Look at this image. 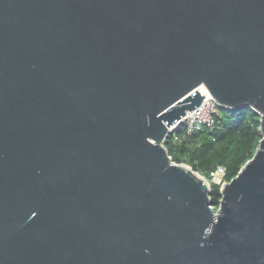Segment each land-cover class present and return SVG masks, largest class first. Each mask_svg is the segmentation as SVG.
<instances>
[{
	"label": "water",
	"instance_id": "obj_1",
	"mask_svg": "<svg viewBox=\"0 0 264 264\" xmlns=\"http://www.w3.org/2000/svg\"><path fill=\"white\" fill-rule=\"evenodd\" d=\"M201 86L262 136L217 210ZM0 264H264V0H0Z\"/></svg>",
	"mask_w": 264,
	"mask_h": 264
},
{
	"label": "trees",
	"instance_id": "obj_2",
	"mask_svg": "<svg viewBox=\"0 0 264 264\" xmlns=\"http://www.w3.org/2000/svg\"><path fill=\"white\" fill-rule=\"evenodd\" d=\"M218 109L212 130L204 128L185 135L178 127V140L171 136L164 146L174 162L188 165L207 180L210 171L223 166V180L229 182L253 157L262 137L260 121L257 112L248 106ZM209 186L210 204L216 210L222 198L221 186L210 180Z\"/></svg>",
	"mask_w": 264,
	"mask_h": 264
},
{
	"label": "built area",
	"instance_id": "obj_3",
	"mask_svg": "<svg viewBox=\"0 0 264 264\" xmlns=\"http://www.w3.org/2000/svg\"><path fill=\"white\" fill-rule=\"evenodd\" d=\"M201 87H199L198 90ZM201 94L204 95L201 104L193 110L187 111L185 116L182 118L181 129L185 135L199 132L204 128L212 130L215 127V118L219 115L218 105L208 92ZM172 136L174 137V140H178L179 138L177 133H173ZM224 174L225 168L219 165L214 170L209 172V180L222 187L225 183H227L223 180ZM209 180L205 179L208 183Z\"/></svg>",
	"mask_w": 264,
	"mask_h": 264
},
{
	"label": "bare ground",
	"instance_id": "obj_4",
	"mask_svg": "<svg viewBox=\"0 0 264 264\" xmlns=\"http://www.w3.org/2000/svg\"><path fill=\"white\" fill-rule=\"evenodd\" d=\"M199 90H200L201 93H206L207 92L204 87H201Z\"/></svg>",
	"mask_w": 264,
	"mask_h": 264
},
{
	"label": "rangeland",
	"instance_id": "obj_5",
	"mask_svg": "<svg viewBox=\"0 0 264 264\" xmlns=\"http://www.w3.org/2000/svg\"><path fill=\"white\" fill-rule=\"evenodd\" d=\"M204 178V177H203ZM217 210V209H216Z\"/></svg>",
	"mask_w": 264,
	"mask_h": 264
}]
</instances>
